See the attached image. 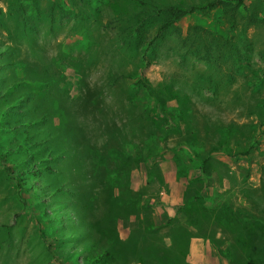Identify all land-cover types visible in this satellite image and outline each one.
Segmentation results:
<instances>
[{"label": "rangeland", "instance_id": "1", "mask_svg": "<svg viewBox=\"0 0 264 264\" xmlns=\"http://www.w3.org/2000/svg\"><path fill=\"white\" fill-rule=\"evenodd\" d=\"M135 1L0 0V264H264V0Z\"/></svg>", "mask_w": 264, "mask_h": 264}, {"label": "trees", "instance_id": "2", "mask_svg": "<svg viewBox=\"0 0 264 264\" xmlns=\"http://www.w3.org/2000/svg\"><path fill=\"white\" fill-rule=\"evenodd\" d=\"M217 1L218 2H211L207 6L213 8L218 3H225L224 0H217ZM243 1L244 0H238V5H241L243 3ZM135 3H137V6L135 7L136 11L141 10V8H143V7H144V11H146L147 7L150 8L151 4L156 5L153 0H136ZM159 8H161L164 11V12H162L164 14V20H163V22L159 28V34H161L166 29H168L170 26H172L176 21H178L181 18H184L185 16L193 13V11H195L199 7L196 5L178 6L175 4H170V5H161ZM140 28L137 29L138 33L136 34L137 35L136 36V42H131L130 48L138 50L141 54L142 60L146 63V62H149V58H148L149 56L148 55H149V52L151 51V49H150L149 44L146 43V41H147L146 32L142 31V29H140ZM138 83L140 85H144V87L154 97V95H153L154 93L152 92L150 86L144 80L141 79L140 82H138ZM178 101H179V99H178ZM180 102H181V100L179 101V103ZM181 105H184V104H182V102H181ZM145 118H148V117H145ZM152 124L157 126V123L155 121H152ZM144 149H145V147H144ZM139 154H141L140 151H139ZM143 155L144 154H142V157H143ZM121 157L123 159L122 169L119 172V174H117V176L114 177L115 182H112L114 186H117V188H120L126 184H129V178H130L129 170H127V166H129V162L131 160V157L125 156V154H122ZM143 160H144V158H142V160H140V161H143ZM111 178H112V176L109 177V181ZM129 195L132 196L131 191L129 192ZM104 257H105V253L99 254L93 258V262L99 263L100 261H103ZM183 257H184L183 263L188 264V262L186 261V252L183 253Z\"/></svg>", "mask_w": 264, "mask_h": 264}]
</instances>
